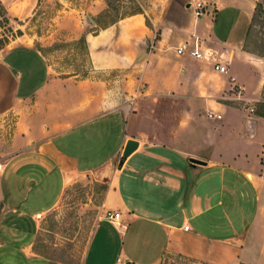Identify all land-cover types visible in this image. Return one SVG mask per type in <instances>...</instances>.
I'll return each instance as SVG.
<instances>
[{"label": "crops", "instance_id": "crops-1", "mask_svg": "<svg viewBox=\"0 0 264 264\" xmlns=\"http://www.w3.org/2000/svg\"><path fill=\"white\" fill-rule=\"evenodd\" d=\"M38 1L8 14L26 19ZM62 1L55 25L66 40L85 35V77L60 76L33 44L0 46V264H62L33 251L34 216L86 177L105 185L120 225L98 223L81 264H264V58L245 38L220 39L225 4L186 21L166 0L153 39L137 15L93 35L77 22L103 3ZM129 69L134 98L104 76Z\"/></svg>", "mask_w": 264, "mask_h": 264}, {"label": "rangeland", "instance_id": "rangeland-1", "mask_svg": "<svg viewBox=\"0 0 264 264\" xmlns=\"http://www.w3.org/2000/svg\"><path fill=\"white\" fill-rule=\"evenodd\" d=\"M166 0H100L102 10H84L80 13L78 26L95 35L100 30L128 16H140L145 26L158 38L159 30L153 25L154 19L163 13ZM166 15H176L186 21L193 17V11L186 5L192 0H169ZM202 3L203 11L215 12L216 6L222 8L223 23L219 29L220 39L227 44H237L246 38V48L255 51L264 58V0H196ZM221 2V3H220ZM22 0H0V46H15L19 43L33 44L49 52L46 62L53 65L60 76L76 75L82 79L87 74V41L85 35L71 41L66 40L63 30H57L55 18L62 8V0H39L37 7L23 15L10 16L8 8H20ZM181 8L177 10V5ZM174 6V7H173ZM85 9V8H84ZM251 12L250 18L248 13ZM85 14L88 17H85ZM32 15V16H31ZM229 18V20L227 19ZM227 20V21H226ZM62 27V26H61ZM248 30V31H247ZM247 36V37H245ZM128 69V68H126ZM130 70V69H129ZM108 83L116 85L120 94L132 92L131 98L138 92V77L131 70H121L114 79L111 74ZM138 85V84H137ZM141 89V88H140ZM134 91V94H133ZM264 97V89H263ZM129 105H132L130 102ZM106 187L90 177L82 178L66 186L61 192H50L43 199L42 213L34 216L38 230L33 251L44 258L62 264H81L88 249L91 237L104 218L107 206L104 205ZM0 203V215L2 213ZM109 222V221H108ZM131 228L124 235V248L130 245ZM157 264H202L196 260L165 255Z\"/></svg>", "mask_w": 264, "mask_h": 264}, {"label": "built area", "instance_id": "built-area-1", "mask_svg": "<svg viewBox=\"0 0 264 264\" xmlns=\"http://www.w3.org/2000/svg\"><path fill=\"white\" fill-rule=\"evenodd\" d=\"M188 8H191L193 13L195 14V16H200L204 13L203 11V5L201 2L196 1V0H192L187 4ZM185 49V45H181L177 51L178 53H181L183 50ZM190 54L197 57V58H202L203 55L202 53L198 52L197 48L194 47L192 50H190ZM214 69L218 70L221 73H227L228 69H227V64H221V63H215L214 64ZM249 112H254V108L250 107L248 108ZM261 164L264 165V153H262L261 157ZM104 218L106 220H108L109 222H111L112 224H114L116 227L120 225V221H119V213L118 212H112V211H107ZM184 229L187 230L188 229V225L184 226ZM117 263L119 264H125V262L123 260H121L119 257L116 259Z\"/></svg>", "mask_w": 264, "mask_h": 264}, {"label": "trees", "instance_id": "trees-1", "mask_svg": "<svg viewBox=\"0 0 264 264\" xmlns=\"http://www.w3.org/2000/svg\"><path fill=\"white\" fill-rule=\"evenodd\" d=\"M246 37H247V36H246ZM245 41H246V38H245ZM245 41H244V44H243V48H244V50L247 51V52H250V53H253V54L259 55V54L256 53L255 51H251V50L247 49V48H246V45H245ZM259 56H261V55H259Z\"/></svg>", "mask_w": 264, "mask_h": 264}, {"label": "water", "instance_id": "water-1", "mask_svg": "<svg viewBox=\"0 0 264 264\" xmlns=\"http://www.w3.org/2000/svg\"><path fill=\"white\" fill-rule=\"evenodd\" d=\"M191 161H192V162L199 163V161H197V160H193V159H191ZM119 166H121V161H120V163H119ZM125 264H130V263H129V262H126Z\"/></svg>", "mask_w": 264, "mask_h": 264}]
</instances>
